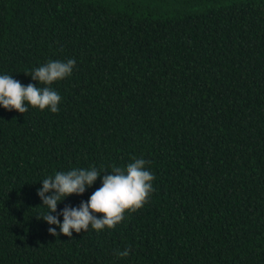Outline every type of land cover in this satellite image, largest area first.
I'll list each match as a JSON object with an SVG mask.
<instances>
[{
  "label": "trees",
  "instance_id": "16d2710c",
  "mask_svg": "<svg viewBox=\"0 0 264 264\" xmlns=\"http://www.w3.org/2000/svg\"><path fill=\"white\" fill-rule=\"evenodd\" d=\"M73 59L57 113L0 106V264H264V0H0V75ZM134 159L154 191L114 229L37 219L45 178L101 170L57 215Z\"/></svg>",
  "mask_w": 264,
  "mask_h": 264
},
{
  "label": "clouds",
  "instance_id": "9594fccd",
  "mask_svg": "<svg viewBox=\"0 0 264 264\" xmlns=\"http://www.w3.org/2000/svg\"><path fill=\"white\" fill-rule=\"evenodd\" d=\"M75 64L74 59L67 62L48 61L31 74L25 73L44 87L32 83L25 86L13 76L0 75V106L20 114L26 113L28 106L57 113L61 96L51 85L71 76ZM146 164L144 159H134L126 168L113 167L111 174L103 175L102 186L86 202L82 201L79 207L66 206L57 215L52 213L57 212L58 204L73 194L82 195L101 177V170L95 167L72 169L45 178L37 195L49 211L37 219L59 227V233L56 228L48 229L53 236L63 234L72 238L73 231L79 234L87 232L90 227L98 233L105 228L114 229L124 220L126 213H135L143 208L154 191L155 177L146 169ZM60 215L63 216L62 223L58 218ZM129 252L130 249H125L117 251L116 255L126 257Z\"/></svg>",
  "mask_w": 264,
  "mask_h": 264
}]
</instances>
